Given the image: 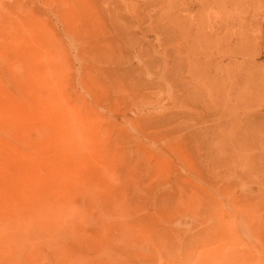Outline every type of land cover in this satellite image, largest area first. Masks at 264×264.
<instances>
[{"label": "rangeland", "instance_id": "rangeland-1", "mask_svg": "<svg viewBox=\"0 0 264 264\" xmlns=\"http://www.w3.org/2000/svg\"><path fill=\"white\" fill-rule=\"evenodd\" d=\"M0 264H264V0H0Z\"/></svg>", "mask_w": 264, "mask_h": 264}]
</instances>
